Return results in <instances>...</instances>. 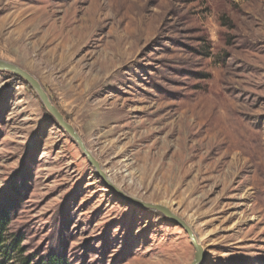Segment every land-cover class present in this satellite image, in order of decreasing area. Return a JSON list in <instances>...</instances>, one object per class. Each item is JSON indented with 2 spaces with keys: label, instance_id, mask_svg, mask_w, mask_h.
<instances>
[{
  "label": "rangeland",
  "instance_id": "obj_1",
  "mask_svg": "<svg viewBox=\"0 0 264 264\" xmlns=\"http://www.w3.org/2000/svg\"><path fill=\"white\" fill-rule=\"evenodd\" d=\"M0 59L41 83L114 185L191 228L201 264H264V0H0ZM0 212L33 264L195 256L4 72Z\"/></svg>",
  "mask_w": 264,
  "mask_h": 264
},
{
  "label": "water",
  "instance_id": "obj_2",
  "mask_svg": "<svg viewBox=\"0 0 264 264\" xmlns=\"http://www.w3.org/2000/svg\"><path fill=\"white\" fill-rule=\"evenodd\" d=\"M0 72L8 73L15 76L17 79L24 81L27 85H29L39 97L42 105L46 109V111L50 114V116L55 120V122L71 137L73 142L78 146L79 150L83 154V156L87 159L88 163L94 168L98 177L101 181L107 186L109 191H112L119 199L125 201L126 203L150 210L156 213L161 214L167 220L179 225L181 228L185 230L189 239L192 242V245L195 249V256L192 264H201L204 259V251L199 244L195 234L191 230V228L178 216H176L170 209L165 206L151 204L147 202H143L139 199L131 197L123 192L119 187L114 185L101 169L99 162L94 158L92 153L87 149L85 143L80 137L79 133L75 130V128L67 121L61 111L53 104L48 93L45 91L41 83L30 73L23 70L22 68L4 61L0 59Z\"/></svg>",
  "mask_w": 264,
  "mask_h": 264
},
{
  "label": "trees",
  "instance_id": "obj_3",
  "mask_svg": "<svg viewBox=\"0 0 264 264\" xmlns=\"http://www.w3.org/2000/svg\"><path fill=\"white\" fill-rule=\"evenodd\" d=\"M11 223L10 214L0 212V264H33L29 257H25L21 248L23 241L17 239L8 241L7 230ZM38 264H70L65 256L49 254L41 258Z\"/></svg>",
  "mask_w": 264,
  "mask_h": 264
},
{
  "label": "bare ground",
  "instance_id": "obj_4",
  "mask_svg": "<svg viewBox=\"0 0 264 264\" xmlns=\"http://www.w3.org/2000/svg\"><path fill=\"white\" fill-rule=\"evenodd\" d=\"M200 150V149H199ZM184 162V161H183ZM163 166V165H162ZM182 167V166H181ZM182 170H184V169H182ZM188 170V169H187ZM160 171V170H159ZM162 171V170H161ZM163 171H164V169H163ZM188 175V174H187Z\"/></svg>",
  "mask_w": 264,
  "mask_h": 264
}]
</instances>
